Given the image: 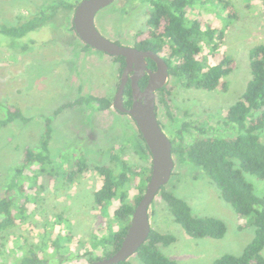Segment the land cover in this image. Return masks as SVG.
I'll list each match as a JSON object with an SVG mask.
<instances>
[{
	"label": "rangeland",
	"instance_id": "obj_1",
	"mask_svg": "<svg viewBox=\"0 0 264 264\" xmlns=\"http://www.w3.org/2000/svg\"><path fill=\"white\" fill-rule=\"evenodd\" d=\"M41 1L0 0V22L14 23L18 16H28L31 11L39 9ZM146 1L117 0L111 5L119 8L117 11L113 12L115 9L109 6L96 15L97 29L104 36L132 44L137 31L145 27V14L149 9ZM227 1L236 10L238 19L229 20L227 11L216 0H204V8L197 6L190 10L189 15L201 20L205 27L214 25L224 30L219 51L233 56L237 63V68L228 77L229 88L225 93L185 89L171 78L168 84L173 85V94L169 107L161 102L157 104L159 118L170 137L175 130L176 120L192 121L207 128L215 125L221 108L237 100L250 77V48L264 43V4L262 0ZM56 24H62V20L59 18L58 23L48 22L22 41L18 40L20 45H28L30 50L27 52L14 53L0 48V101L19 105L32 116L54 115L59 106L86 91L113 94L118 84L117 65L104 56L89 55V58H84L78 51V37L63 28L58 29ZM69 38L70 46L67 45ZM3 42L8 40L4 39ZM203 52L210 55L207 48ZM83 111L80 108L65 109L56 114L52 123L54 137L50 144L51 153L56 158L61 148L74 143L85 150L92 165L107 163L106 151L112 146H120L122 137L134 127L133 122L111 110L97 113L96 127L89 128ZM4 113L5 109L0 107V115L4 116ZM43 126L42 121L36 119L29 124L15 120L0 128V196L5 195L3 186L12 179L13 170L20 164L25 148L38 143ZM125 158L131 163H141L129 148ZM59 162V159H55L54 164L58 165ZM92 165L76 177L75 182H69L62 176L63 173L61 177L56 174L58 177L52 181L43 174L33 176L38 170L37 166L23 171L22 178L17 181L27 190L25 196L31 195L32 198L27 202L25 199L20 201L26 204L25 219H19L14 225L0 230V261L16 260L20 256L18 246L26 240L38 242L44 232L53 233L50 234L51 239L48 236L44 239L41 251L50 264H88L85 252L90 250H94L97 256L103 255V244L98 242L102 238L108 239L110 233L118 229V220L114 219L118 202L113 200L107 208H95L93 190L101 184V177ZM63 167V172L68 174L69 168ZM60 170L57 167L55 172ZM202 172L174 156L172 176L165 187L184 198L194 214L223 219L227 232L222 239L189 236L179 224L173 222L159 194L149 208L151 227L176 237L174 243L161 247V250L179 264H212L215 258L224 253L237 255L240 248L254 236V227L251 226L238 231L243 218L220 196L217 187ZM244 175L254 185L256 194L264 196V180L249 173ZM137 184L138 181L131 185V197L139 192ZM18 210L15 208L14 212ZM60 214L63 219L58 223ZM55 238L61 245L58 251L57 246L51 245V240ZM130 261L132 264H142L136 255L131 256Z\"/></svg>",
	"mask_w": 264,
	"mask_h": 264
},
{
	"label": "trees",
	"instance_id": "obj_2",
	"mask_svg": "<svg viewBox=\"0 0 264 264\" xmlns=\"http://www.w3.org/2000/svg\"><path fill=\"white\" fill-rule=\"evenodd\" d=\"M78 1L42 0L39 9L31 11L28 16L20 15L14 23L0 22V48L4 47L14 53L29 51L27 44L20 45L17 41H22L48 22L58 23L59 18L62 24H56V27L71 33L74 28L70 26V19ZM216 1L227 11L229 20L238 19L236 10L227 0ZM262 1L264 4V0ZM146 3L149 9L145 14V27L135 34V46L162 53L169 65L171 78L181 87L227 92L230 84L228 77L237 68V63L233 56L219 51L224 30L214 25L205 27L201 20L189 15L190 10L197 6L204 8V0H147ZM4 39L8 42L4 43ZM88 48V45L83 47L85 50ZM204 48L209 49L210 55L203 52ZM114 59L124 64L123 57L115 56ZM150 62L151 68L155 69L154 62ZM249 73L243 92L237 100L221 108L215 125L207 128L192 121L176 120L175 130L171 134L173 155L181 162L192 164L203 171L202 174L217 187L220 196L243 218L238 228L243 230L254 227V236L242 252L237 255L224 253L215 258L212 264H264V196L256 194L254 185L244 175L249 173L264 180V43H257L250 48ZM146 83L147 79L144 78L140 86L144 88ZM172 89L173 85L167 84L157 92L158 101L167 107L172 100ZM125 93L130 97L127 101L130 106L131 88L126 87ZM82 106L107 110L112 106V98L79 95L59 106L54 115L33 116L19 105L0 101V107L5 109L4 116L0 115V128L15 120L29 124L38 119L44 125L38 143L25 148L20 164L13 170L12 179L3 186L6 193L0 196V230L26 217L25 202L32 196H25L27 190L17 181L22 178L26 168L37 166L38 170L33 176L43 174V177L51 181L58 177L56 174L61 177L63 173L62 176L69 182H75L76 177L90 169L92 164L89 163L85 150L78 144L65 145L56 158L50 150L54 137L52 123L56 114L66 108L71 110ZM159 123L161 124L160 121ZM130 131L122 137L120 146H112L106 151L107 163L92 165L101 177V184L93 190L95 208H107L116 200L118 203L114 219L118 220L119 227L110 233L108 239L102 238L98 242L103 244V255H95L94 250L85 252L88 263L108 257L120 247L133 210L144 194L150 178L151 156L148 147L139 130ZM128 148L137 155L141 163H131L125 158ZM53 151L56 152V149ZM102 153L104 151L100 154ZM55 159L60 160L58 165L54 164ZM63 166L69 168L68 174L63 172ZM57 167L61 170L56 173ZM136 181L139 192L137 196L131 197L129 190ZM166 185L161 187L158 194L173 222L179 224L185 233L193 238L213 240L225 236L227 225L223 219L194 214L191 205L174 190L166 189ZM22 199L25 202L20 203ZM15 208L19 209L17 213L14 212ZM62 219L60 214L58 223ZM50 234L53 233H42L38 242H22L17 248L20 256L14 261L2 260L0 264H50L41 255L44 239L47 236L50 238ZM175 241L173 234L151 227L148 239L139 247L136 257L142 264H179L161 250V247H168ZM51 245L57 246V251L61 246L58 238L51 240ZM130 258L115 264H132Z\"/></svg>",
	"mask_w": 264,
	"mask_h": 264
},
{
	"label": "water",
	"instance_id": "obj_3",
	"mask_svg": "<svg viewBox=\"0 0 264 264\" xmlns=\"http://www.w3.org/2000/svg\"><path fill=\"white\" fill-rule=\"evenodd\" d=\"M114 0H81L73 15L74 29L82 41L92 48L112 56H123L126 66L114 97V105L132 116L142 134L151 156V173L146 189L135 206L131 222L120 247L110 256L88 264H115L136 255L139 247L146 242L151 231L149 208L161 187L170 180L174 166L171 137L160 126L156 111V91L169 82V65L165 58L151 49H139L116 43L105 37L95 25L99 10ZM155 62L156 68L148 67V60ZM133 72L130 77L128 74ZM148 75L144 88L140 79ZM130 78L132 105L125 108L123 95Z\"/></svg>",
	"mask_w": 264,
	"mask_h": 264
},
{
	"label": "flooded vegetation",
	"instance_id": "obj_4",
	"mask_svg": "<svg viewBox=\"0 0 264 264\" xmlns=\"http://www.w3.org/2000/svg\"><path fill=\"white\" fill-rule=\"evenodd\" d=\"M80 1H81V0H79L78 3H79ZM116 1H117V0H116ZM116 1L114 0L111 4L107 5L106 7L102 8L101 10L106 9V8H108L109 6L113 5ZM78 3L76 4V6H75V8H74V10H73V12H72L71 19H70V21H71L70 26H73V28H74L73 15H74V11H75V9H76ZM110 8H111V9H115L113 12H115V11H117V9H119V8L116 9L114 6H111ZM101 10H99V11L97 12V14H98ZM97 14H96V15H97ZM95 25H96V24H95ZM69 33H70V32H69ZM71 33L78 37L79 42H80V44H78V51H79V53L82 54V56H84V58H89V55H90V56H95V55L104 56V57H108L109 59H112V60H111L112 63H115V64L117 65V73H118V77H117V79H118V84L116 85V88H115L113 94H109V93H103V94H102V93H97V92H94V91H93V92H92V91H86L85 95H89V94H91V95L98 96V97H111V98H112V106H111L109 109H107V110H97V109H92V108H89V107H86V106L79 107L80 109L84 110V111H83V114H84V112H85V119H86V121H87V123H88V126H87V125H86V126L89 127V128L96 127V126H95V124H96V118H95V116H97V113L101 114V113L106 112V111H107V112H110L111 110H114V111L117 112L120 116H123L124 118L126 117V118L132 120L133 125H134V127H133L132 129H133L134 131L139 130L138 127H137V125H136V122L134 121V119L132 118V116H131L130 114L126 113V112H122V111H120V110L117 109L116 106L114 105V97H115V94H116L117 89H118V87H119V84H120V81H121V77H122V74H123V70H124V68H125V66H126V60H125V58H124L123 56H121V57L124 58V64L122 63V61H121V62L116 61V60L114 59L115 56H112V55H109V54L104 53V52H102V51L96 50V49L92 48L90 45L84 43V42L82 41V39H81V38L77 35V33L75 32V29L72 30ZM103 35H104V34H103ZM105 37H107V36H105ZM107 38H109V39H111L112 41H114V42H116V43H119V44H123V45H127V46H133V47H136V46H135L136 39H134V40L132 41V44H129V43H125L124 41H121V40H119V39H117V38H114V37H112V36H111V37H107ZM67 42H68L67 45H69V46H70V44H72L71 41H70V38H69V40H67ZM86 45H88L89 48L85 50V49H83V47H85ZM137 48H138V47H137ZM139 49H141V48H139ZM159 54H160L161 56H163L162 53H159ZM82 56H80V57H82ZM163 57H164V56H163ZM147 60H148V67L151 68V66H150V64H152V63L150 62L151 59H147ZM76 61H78V60H76ZM151 61H152V60H151ZM153 62H154V61H153ZM61 63H64V61L61 62ZM73 65L76 66L77 64L73 63ZM154 65H155V68H156V64H155V62H154ZM69 68H70V66L68 65V69H69ZM68 69H67V70H68ZM151 69H153V68H151ZM153 70H154V69H153ZM132 73H133V72H130V73L128 74V76L130 77V75H131ZM144 78L148 79V75L145 74V75L140 79L139 83H140L141 80L144 79ZM170 79H171V75H170V77H169V82H170ZM83 81H84V80H83ZM169 82H168V83H169ZM168 83H167V84H168ZM167 84H166V85H167ZM166 85H165V86H166ZM126 87H130V88H131V86H130V78H129L128 81H127V84H126V86H125V89H126ZM158 90H159V89H158ZM158 90L156 91V111H157V117H158V120L161 122V120H160V118H159L158 108H157V104L159 103V101H158V96H157V92H158ZM79 95H84V94L81 93V94H79ZM79 95H78V96H79ZM78 96H77V97H78ZM75 98H76V97H75ZM75 98H74V99H75ZM129 98H130V97L125 93V90H124L123 103H124V107L127 108V109L130 108L131 105H132V92H131V104H130V106L127 105V101H128ZM74 99H73V100H74ZM68 101H70V100H68ZM68 101H67V102H68ZM66 109H68V108H66ZM76 109H78V108H76ZM64 110H65V109H64ZM69 110H70V109H69ZM72 110H73V109H72ZM160 126L164 129V126H163L162 122H161ZM185 135L187 136L186 133H185ZM171 138H172V137H171ZM171 176H172V175H171ZM170 178H171V177H170Z\"/></svg>",
	"mask_w": 264,
	"mask_h": 264
},
{
	"label": "crops",
	"instance_id": "obj_5",
	"mask_svg": "<svg viewBox=\"0 0 264 264\" xmlns=\"http://www.w3.org/2000/svg\"><path fill=\"white\" fill-rule=\"evenodd\" d=\"M237 228H238V227H237ZM247 228H248V227H247ZM247 228H245V229H247ZM245 229L240 230V229L238 228V231H239V232H242V231H244ZM210 240H211V239H210ZM250 241H251V240H250ZM250 241H249V242H250ZM249 242H248V243H249ZM248 243H247V244H248ZM247 244H246V245H247ZM213 245H214V244H213ZM246 245H244L243 247H241L239 252H242L243 248H244ZM213 248H214V247H213ZM263 253H264V250H263Z\"/></svg>",
	"mask_w": 264,
	"mask_h": 264
}]
</instances>
